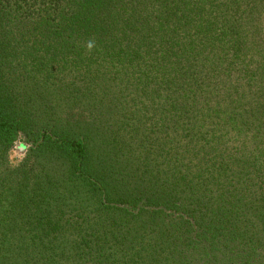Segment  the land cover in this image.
Listing matches in <instances>:
<instances>
[{"label":"trees","instance_id":"1","mask_svg":"<svg viewBox=\"0 0 264 264\" xmlns=\"http://www.w3.org/2000/svg\"><path fill=\"white\" fill-rule=\"evenodd\" d=\"M0 264H264V0H0Z\"/></svg>","mask_w":264,"mask_h":264},{"label":"rangeland","instance_id":"2","mask_svg":"<svg viewBox=\"0 0 264 264\" xmlns=\"http://www.w3.org/2000/svg\"><path fill=\"white\" fill-rule=\"evenodd\" d=\"M25 150V145L22 140H18L14 148L10 151V162L12 165L17 164L22 158Z\"/></svg>","mask_w":264,"mask_h":264}]
</instances>
